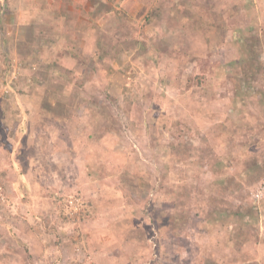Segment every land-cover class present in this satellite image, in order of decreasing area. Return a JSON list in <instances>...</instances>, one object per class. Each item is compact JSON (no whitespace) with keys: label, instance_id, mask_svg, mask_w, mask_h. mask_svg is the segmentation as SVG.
Here are the masks:
<instances>
[{"label":"rangeland","instance_id":"rangeland-1","mask_svg":"<svg viewBox=\"0 0 264 264\" xmlns=\"http://www.w3.org/2000/svg\"><path fill=\"white\" fill-rule=\"evenodd\" d=\"M33 1L0 0V264H264V0H86L61 42Z\"/></svg>","mask_w":264,"mask_h":264},{"label":"crops","instance_id":"crops-1","mask_svg":"<svg viewBox=\"0 0 264 264\" xmlns=\"http://www.w3.org/2000/svg\"><path fill=\"white\" fill-rule=\"evenodd\" d=\"M35 1L38 2L36 5L33 3ZM33 2L32 6L35 7L38 14L43 12L45 16H51L50 22L54 20L53 23L57 30H54L51 39L57 40L58 42L61 41L57 35L61 34L62 30L67 26H70V24L77 23L85 27L87 24L95 26L96 17L90 15V7L88 9L84 8L86 0H34ZM100 9L101 7L99 10ZM97 13L95 15H98ZM59 27L62 29H58ZM100 34V37L105 41L108 39L106 33Z\"/></svg>","mask_w":264,"mask_h":264},{"label":"trees","instance_id":"trees-1","mask_svg":"<svg viewBox=\"0 0 264 264\" xmlns=\"http://www.w3.org/2000/svg\"><path fill=\"white\" fill-rule=\"evenodd\" d=\"M0 11H2V9H0ZM233 62H235V61H231L230 63H233ZM222 64V63H221ZM232 67L234 66V65H231ZM230 66V67H231ZM224 70H218V71H216L217 72V74H216V72H215V74H216V76H214L213 77V80H215V78H219V76H220V78L222 77V76H224V75H226V76H228V75H230V74H232L233 76H234V78H235V80H236V75L234 74V72H233V70L231 71V70H225L224 72H223ZM238 85V84H237ZM238 87V90H239V92H238V94H239V96L240 95H247L246 94V92L247 91H244V90H242V84H241V82L239 83V86H237ZM248 97H250V98H252V102H254L257 98L254 96V95H250V96H248ZM242 113L243 112H240V110L238 109V114L236 115L237 117L239 116V115H242ZM231 118V117H230ZM222 124H224V123H221V124H215L214 123V125L220 130V132H222V127H221V125ZM110 157H112V163L111 164H113L114 163V161H118L119 163H120V165H119V167L120 168H123V166H125L124 164L126 163V156H123V158H119L116 154H110ZM92 171V170H91ZM98 173H100L99 171H97ZM126 197V196H125ZM128 200H129V197H127V204L128 205H130V203L128 202ZM163 209V208H162ZM158 211L159 212H161L162 210H161V208L160 209H158Z\"/></svg>","mask_w":264,"mask_h":264}]
</instances>
